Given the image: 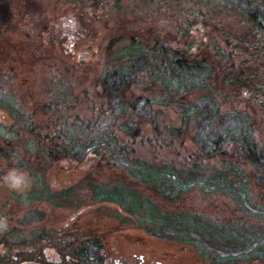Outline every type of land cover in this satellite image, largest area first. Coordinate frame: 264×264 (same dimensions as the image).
<instances>
[{
	"label": "rangeland",
	"instance_id": "374dc122",
	"mask_svg": "<svg viewBox=\"0 0 264 264\" xmlns=\"http://www.w3.org/2000/svg\"><path fill=\"white\" fill-rule=\"evenodd\" d=\"M243 25L223 0H0V108L9 119L0 127V176L15 167L32 177L23 192L0 184V218L7 224L0 228V264H115L133 254L163 264H264L249 260L264 255L251 243L264 229V197L255 187L252 200L238 203L225 190L189 187L191 180L160 190L164 199L141 172L147 161L170 164L177 177L196 168L201 177L224 163L198 151L196 115L189 136L177 139L166 130L182 123L180 108L164 104L167 92L188 89L186 99L204 107L217 102L230 111L255 109L264 132V105H257L264 103V40L244 38ZM134 43L144 58L125 71L131 63L120 54ZM158 44L190 50V59L207 57L214 70H171L166 90L157 76L163 58L150 54ZM120 82L129 89L112 100L103 84ZM140 97L141 105L151 104L130 114L129 103ZM127 123L140 128L136 137L121 130ZM106 140L118 155L126 153L124 164L109 154V145L100 147ZM58 147L78 157L55 159ZM96 147L100 156L90 153ZM119 185L156 204L158 216H194L223 237L245 238L244 249L229 254L195 236V244L152 236L145 229L152 222L150 203L138 209L141 200L126 196L137 208L129 210L109 201Z\"/></svg>",
	"mask_w": 264,
	"mask_h": 264
},
{
	"label": "trees",
	"instance_id": "16d2710c",
	"mask_svg": "<svg viewBox=\"0 0 264 264\" xmlns=\"http://www.w3.org/2000/svg\"><path fill=\"white\" fill-rule=\"evenodd\" d=\"M223 1L225 5L232 10L236 9L241 16L244 24L243 27L246 28V32L243 35L244 38H249L250 36V38H258L259 41L264 40V0ZM74 34H77V32L75 31ZM64 35L69 36L70 34L64 33ZM1 49L3 50V48H0V50ZM144 53V49L140 43H134L130 47L122 48V53L120 55H123L125 58L124 60L131 63L130 66L124 65L122 69L127 71L131 67L136 66L139 61L143 60ZM192 53L193 52L190 50L181 51L165 44H158L151 48V55L163 58V69L159 71L160 73L158 72L157 76L162 80V84L165 85L166 90L169 89V87L166 86L168 82L167 74L171 70L180 75H188L190 70L194 67L208 68V72L214 70V67L208 62L207 57L203 59L196 57L190 59L189 56L192 57ZM185 80L188 79H184V81ZM103 85L104 92L108 93L112 100L121 95V93L124 94L126 89H129V84L126 82L113 83L111 85L105 83ZM187 92H189L188 89L174 94L167 92V95L169 96L164 100V104L180 108L182 123L178 127L166 126V130L177 139L187 137L192 131L189 121L193 115H196L198 125L193 127L195 133H192L194 134L193 138L196 142L195 144H198L200 147L198 151L202 156L208 157L209 159H214L216 157L223 158V166L220 168H214L212 170L213 173L204 174L201 177L200 173L202 172H198V169L196 168H192L189 173L185 172L186 176L184 177H177L175 176L177 174L174 173V169L170 164L161 165L159 167L160 164H150L146 161L143 163L141 171L144 175L143 179L152 184L151 189L158 195H161L160 190L161 192L163 191L166 193L172 190L173 187L182 186L183 188L185 183H190L191 180H193V183L195 184L189 187L201 185V188L207 192H219L225 190L226 194L232 195L238 203H247L248 199L252 200L251 190L254 187L260 192L261 197H264V132L262 131L261 126H259L258 119L255 117V109L252 111L253 113L239 110L230 111L229 109L222 107V103L217 102L208 104V106L204 107L202 105L203 103H197L190 99H186L185 95ZM141 99L142 98L140 97L134 103H129L128 110L130 114H133L141 107L143 108V106L145 107L151 104L149 101H145V103L141 105V103H138ZM184 99H186V101H184ZM257 105L263 106L264 103H257ZM5 120L9 121L6 111L0 108V127H2V123H4ZM121 130L127 132L133 137H136L140 132V128L137 127L136 124L129 125L128 123L126 126L123 125ZM208 134H212L215 137H206ZM198 140H201V143H198ZM105 142L107 143H101L100 147L107 148V145H109V154L118 159L120 155H118L119 149L115 146L116 144L108 143L107 140ZM56 151L57 154L54 156L55 159L78 157L77 154H72L71 148L58 147ZM100 152V148L97 149V147L90 151V153L93 154L92 156H100ZM4 154L5 152L0 148V155L4 156ZM121 154V160L118 161V165L124 164L123 161L127 159L126 153L122 152ZM187 180H189V182ZM175 182L177 183L174 184ZM128 184L130 185L132 182L129 181ZM110 192L111 200L109 201L123 204L129 210H137V208H130L127 205L126 196H131L135 202L136 199L141 200L139 201L138 209L145 206V204L150 203V207H148L146 213L152 222L146 226L145 229L154 237L167 238L181 243L189 242L195 244L192 241L195 236L215 251L228 250L229 254L244 249L242 242L244 241L245 243V238L242 242H237L233 235L223 237L224 233L222 232V234L220 230L219 233H217L215 226L206 222H196L193 220L194 216H186L182 218L177 217L178 219L163 213L160 214L161 217L158 216V213H160L159 207L148 199H144L142 195L136 190L131 189L130 186L123 187L119 185L118 189H113ZM162 197L164 199L168 198L167 196ZM44 199L47 200L48 197H44ZM172 199H176V197H173ZM156 218H160L161 222H158ZM172 230L176 231V233H169ZM186 231L188 235L190 233L193 234L188 240H185V238L182 237L185 235ZM222 240L226 242L222 243ZM98 243L100 244L101 242L97 240L96 244ZM251 243L253 245H259L258 247H262V250H264V229L260 235L252 239ZM256 258L264 262V255L249 257V260H255ZM141 264H156V261L147 257V261Z\"/></svg>",
	"mask_w": 264,
	"mask_h": 264
},
{
	"label": "clouds",
	"instance_id": "9594fccd",
	"mask_svg": "<svg viewBox=\"0 0 264 264\" xmlns=\"http://www.w3.org/2000/svg\"><path fill=\"white\" fill-rule=\"evenodd\" d=\"M0 184L11 191L23 192L31 187L32 177L27 172L13 167L8 169L3 176H0ZM5 227H7L6 221L0 218V228Z\"/></svg>",
	"mask_w": 264,
	"mask_h": 264
},
{
	"label": "flooded vegetation",
	"instance_id": "af4514ba",
	"mask_svg": "<svg viewBox=\"0 0 264 264\" xmlns=\"http://www.w3.org/2000/svg\"><path fill=\"white\" fill-rule=\"evenodd\" d=\"M147 257L142 254H133V256H124L122 259L118 258L120 260V264H141L145 261H147ZM159 262H156L158 264ZM163 264V263H162Z\"/></svg>",
	"mask_w": 264,
	"mask_h": 264
},
{
	"label": "water",
	"instance_id": "95a60500",
	"mask_svg": "<svg viewBox=\"0 0 264 264\" xmlns=\"http://www.w3.org/2000/svg\"><path fill=\"white\" fill-rule=\"evenodd\" d=\"M85 211V209H82L81 211H79L76 215H75V217L77 216V215H80L82 212H84ZM114 263L115 264H120V260L118 259V258H115L114 259ZM158 264H162L161 262H159Z\"/></svg>",
	"mask_w": 264,
	"mask_h": 264
}]
</instances>
